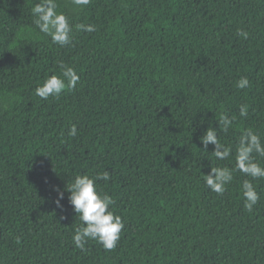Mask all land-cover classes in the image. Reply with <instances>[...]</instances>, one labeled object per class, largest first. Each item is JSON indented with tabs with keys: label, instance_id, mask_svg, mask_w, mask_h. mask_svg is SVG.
<instances>
[{
	"label": "trees",
	"instance_id": "obj_1",
	"mask_svg": "<svg viewBox=\"0 0 264 264\" xmlns=\"http://www.w3.org/2000/svg\"><path fill=\"white\" fill-rule=\"evenodd\" d=\"M39 2L0 0V264H264V178L249 213L251 178L235 169L240 136L264 139V0H57L73 26L64 47L34 24ZM61 63L76 88L36 96ZM210 126L233 149L226 160L203 146ZM217 166L233 170L222 195L203 179ZM103 171L125 228L111 251L80 250L66 187Z\"/></svg>",
	"mask_w": 264,
	"mask_h": 264
},
{
	"label": "clouds",
	"instance_id": "obj_2",
	"mask_svg": "<svg viewBox=\"0 0 264 264\" xmlns=\"http://www.w3.org/2000/svg\"><path fill=\"white\" fill-rule=\"evenodd\" d=\"M78 9L87 6L91 0H71ZM34 24L41 33L51 37L54 44L61 47L72 42L73 26L69 18L63 12L58 11L57 0H40L31 9ZM80 30L87 32L95 31V25H77ZM239 35L247 39L249 33L244 30L239 31ZM62 71L49 75L42 84L35 88V95L41 99L50 97L58 98L62 92L68 89H75L79 83V73L72 66L60 64ZM250 81L247 77H242L236 84L239 89H245ZM239 114L241 117L248 115V106L241 105ZM234 117L222 114L218 120L219 129L227 132L233 124ZM70 137L77 135L75 124L68 131ZM203 146L207 149L209 144L215 145L212 152L217 160L223 161L232 155L231 146H225L218 138V130L210 126L205 134L200 138ZM236 163L235 169L243 173L246 177L242 184V195L244 198V208L251 213L254 206L258 204L260 195L257 186L253 181L264 178V165H262L254 153L264 157V139L261 135L251 129L246 130L239 138L235 148ZM204 183L218 195L226 191V186L233 180V170L228 167H212L208 174H204ZM110 173L108 171L98 172L95 175L88 173L77 174L66 189L70 193L69 201L74 212L80 220V225L75 229L72 237L77 249L86 250L85 245L89 240L100 243L107 251L117 247L122 230L125 228L123 218L114 210L115 200L112 195L103 192L99 181L108 182ZM58 191L56 204L61 205L64 193Z\"/></svg>",
	"mask_w": 264,
	"mask_h": 264
}]
</instances>
